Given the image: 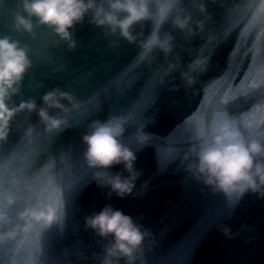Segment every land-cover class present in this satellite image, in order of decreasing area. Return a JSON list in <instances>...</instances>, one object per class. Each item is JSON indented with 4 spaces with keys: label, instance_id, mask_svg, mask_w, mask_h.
<instances>
[{
    "label": "water",
    "instance_id": "water-1",
    "mask_svg": "<svg viewBox=\"0 0 264 264\" xmlns=\"http://www.w3.org/2000/svg\"><path fill=\"white\" fill-rule=\"evenodd\" d=\"M205 2L212 17L205 36L212 42L173 32L175 52L167 60L159 55L151 68L137 59L138 47L119 37L106 38L88 24L78 29L74 52L54 49L51 62H36L29 83L34 78L45 88L33 87L26 97L39 101L45 90L56 87L72 92L83 102L74 117L79 126L53 139L39 130L29 138L25 118L19 117V130L14 125L9 142L0 148V193L16 176L27 198L59 197L65 221L22 248L0 250V264H100L106 241L84 224L85 216L107 204L153 233L141 264H264V200L249 194L229 202L178 167L195 144L197 126L217 114L235 118L246 134L264 133V0ZM184 6L194 18L205 19L193 0H184ZM144 31L147 35L150 25ZM162 31H171L170 25ZM197 56L210 57V69L186 90L180 72ZM169 63L181 68L162 85ZM121 113L133 118L129 135L143 128L151 140L137 153L142 176L133 193L109 199L108 190L98 188L91 172L79 165L85 148L81 134L92 120ZM49 161H55L54 171L61 177L59 192L40 171ZM224 225L234 238L223 234Z\"/></svg>",
    "mask_w": 264,
    "mask_h": 264
},
{
    "label": "clouds",
    "instance_id": "clouds-1",
    "mask_svg": "<svg viewBox=\"0 0 264 264\" xmlns=\"http://www.w3.org/2000/svg\"><path fill=\"white\" fill-rule=\"evenodd\" d=\"M193 7L205 19L194 18L184 0H0V148L9 142L14 125L19 130L21 116L29 138L39 130L53 139L79 126L74 117L83 102L72 92L56 87L45 90L39 101L26 97L33 87L45 88L43 81L34 78L29 83L36 62H51L54 49L74 52L79 28L88 24L101 29L106 38L119 37L138 47L137 59L151 68L159 55L167 60L175 52L173 32L212 42L210 35L205 36L206 24L212 19L205 0H193ZM148 25L150 31L145 35ZM164 25H170L171 31H162ZM180 68L179 63H169L160 83ZM186 68L180 72L181 86L190 90L209 71L210 57L197 56ZM173 90L179 91V86ZM131 127L130 113L109 114L106 119L92 120L81 134L85 148L79 165L91 172L98 188L108 190L109 199L113 194L119 199L131 195L142 176L136 167L137 153L150 143L151 136L143 128L129 135ZM178 167L229 202L238 203L249 194L264 200V133L246 134L235 118L217 114L197 126L195 144L180 158ZM54 169L55 161H49L40 171L59 192L61 177ZM8 184L0 193V250L22 248L31 238H42L63 226L65 213L59 197L27 198L23 181L16 176ZM84 227L106 241L100 264H141L153 238L142 223L111 204L85 216ZM222 231L234 238L227 225Z\"/></svg>",
    "mask_w": 264,
    "mask_h": 264
}]
</instances>
